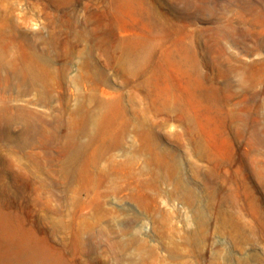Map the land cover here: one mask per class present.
<instances>
[{
  "label": "rangeland",
  "instance_id": "1",
  "mask_svg": "<svg viewBox=\"0 0 264 264\" xmlns=\"http://www.w3.org/2000/svg\"><path fill=\"white\" fill-rule=\"evenodd\" d=\"M0 211L54 264H264V0H0Z\"/></svg>",
  "mask_w": 264,
  "mask_h": 264
},
{
  "label": "bare ground",
  "instance_id": "2",
  "mask_svg": "<svg viewBox=\"0 0 264 264\" xmlns=\"http://www.w3.org/2000/svg\"><path fill=\"white\" fill-rule=\"evenodd\" d=\"M126 6L129 7L128 4ZM20 67L21 74L29 77V80H33V75L29 71L28 65L20 64ZM189 95L192 94L189 92ZM2 111L9 114L6 116L7 124L22 121L26 138L38 136L39 132L31 127L28 119H21L23 113L29 115L30 112L20 107L13 110L12 107L7 105L3 107ZM43 135H58V131L55 129L47 134H40V137H44ZM0 263L54 264V259L41 242L35 240L29 231L20 226L17 218L0 211Z\"/></svg>",
  "mask_w": 264,
  "mask_h": 264
}]
</instances>
